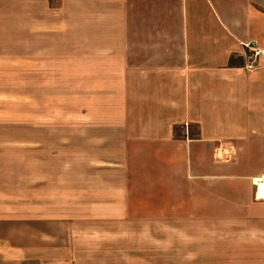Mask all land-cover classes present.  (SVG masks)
<instances>
[{
  "label": "crops",
  "instance_id": "obj_1",
  "mask_svg": "<svg viewBox=\"0 0 264 264\" xmlns=\"http://www.w3.org/2000/svg\"><path fill=\"white\" fill-rule=\"evenodd\" d=\"M51 1L0 0V61L20 62L25 79L31 61H69L76 93L94 97L86 117L65 120L69 198L58 203L55 193L50 202L40 182L30 184L23 220H49L35 207L46 205L71 226L85 218L109 223L108 234L141 224L153 234L161 224L206 220L212 199L214 214L243 215L241 204L246 221H264L255 184L264 177V56L253 70L242 65L244 44L264 49V0ZM34 122L39 131L42 120ZM37 136L31 172L40 178Z\"/></svg>",
  "mask_w": 264,
  "mask_h": 264
},
{
  "label": "rangeland",
  "instance_id": "obj_2",
  "mask_svg": "<svg viewBox=\"0 0 264 264\" xmlns=\"http://www.w3.org/2000/svg\"><path fill=\"white\" fill-rule=\"evenodd\" d=\"M20 65L17 61H0V264H252V260L256 264L262 261L264 234L252 237L246 230H262L264 221H246L241 204L236 212L243 215L214 214L217 206L212 199L208 201L206 220L161 224L158 233L153 234L146 224L108 234L103 227L109 223L86 222L85 218L71 226L68 222L54 221L59 216L46 205L35 207L49 220L35 217L24 221L23 194L30 184L41 183L45 200L54 199L55 193L58 203L69 198L70 162L63 152L68 142L64 143L63 138L70 136V125L65 120L86 117V105L94 95L80 88L76 93L75 85L81 82L71 78L69 61L44 64L31 61L29 79L22 77ZM38 68H41L40 77ZM38 119L43 122L39 131L37 125H32ZM37 134L41 138L39 146L43 147L40 164L44 170L40 178L36 170L31 172L38 165L37 157L32 155L38 147V142L32 141ZM231 156V152L225 156L223 150H217V157ZM84 161L79 159L73 176L78 187L86 176ZM240 188L244 189L241 194H248L247 185ZM237 193L240 200L235 202L245 199ZM85 194V189L78 188L75 197L84 202Z\"/></svg>",
  "mask_w": 264,
  "mask_h": 264
},
{
  "label": "built area",
  "instance_id": "obj_3",
  "mask_svg": "<svg viewBox=\"0 0 264 264\" xmlns=\"http://www.w3.org/2000/svg\"><path fill=\"white\" fill-rule=\"evenodd\" d=\"M244 46L247 52L245 53L243 66L253 70L257 67L258 59L264 56V49L255 42H248Z\"/></svg>",
  "mask_w": 264,
  "mask_h": 264
},
{
  "label": "bare ground",
  "instance_id": "obj_4",
  "mask_svg": "<svg viewBox=\"0 0 264 264\" xmlns=\"http://www.w3.org/2000/svg\"><path fill=\"white\" fill-rule=\"evenodd\" d=\"M255 184L259 186L258 197L264 199V177L255 179Z\"/></svg>",
  "mask_w": 264,
  "mask_h": 264
}]
</instances>
